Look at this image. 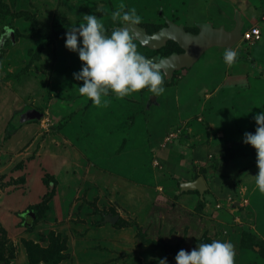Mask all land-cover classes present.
<instances>
[{"label": "rangeland", "instance_id": "rangeland-1", "mask_svg": "<svg viewBox=\"0 0 264 264\" xmlns=\"http://www.w3.org/2000/svg\"><path fill=\"white\" fill-rule=\"evenodd\" d=\"M133 6L139 25L112 19ZM91 13L107 34L127 23L152 59L166 54L136 26L234 28L238 15L242 31L263 36L231 47L232 65L228 47L212 46L192 65L162 67L163 93L110 91L96 105L79 93L73 73L84 62L65 45ZM4 26L13 32L0 43V264H177L180 249L213 239L233 243L234 264H264L257 151L243 141L264 111V0H0ZM32 107L44 115L22 120ZM200 175L203 195L182 188ZM33 203L47 206L35 223Z\"/></svg>", "mask_w": 264, "mask_h": 264}, {"label": "clouds", "instance_id": "clouds-1", "mask_svg": "<svg viewBox=\"0 0 264 264\" xmlns=\"http://www.w3.org/2000/svg\"><path fill=\"white\" fill-rule=\"evenodd\" d=\"M139 25L142 16L133 6L112 12V19ZM84 23L73 25L66 32L65 45L69 50L78 52L84 63L79 71L73 73L77 80L84 83L79 86V93L101 105L107 103L103 99L110 91L117 97H125L135 91L147 88L159 95L165 91L163 58L155 60L146 57L138 50L129 28L114 27L110 34L106 33L103 22L94 13L84 15ZM13 29L4 26L0 31V43L11 35ZM82 38V39H81ZM238 53L233 48H226L223 58L232 65ZM257 122L255 132L246 131L245 143H250L257 151L258 174L255 185L264 193V111L254 116ZM234 245L230 240L213 239L211 242H198L191 251L180 249L175 260L177 264H234ZM158 264H169L167 258H160Z\"/></svg>", "mask_w": 264, "mask_h": 264}, {"label": "water", "instance_id": "water-1", "mask_svg": "<svg viewBox=\"0 0 264 264\" xmlns=\"http://www.w3.org/2000/svg\"><path fill=\"white\" fill-rule=\"evenodd\" d=\"M237 17V24L232 30H228L225 27H215L209 22L201 23L200 30L197 33L187 30L184 25L172 22L154 33H148L140 26H136L135 29L143 41L155 47H161L168 39H173L182 46L183 51L155 56V60L163 58L165 61L163 67L166 71L171 72L175 68L192 65L206 49L213 45L234 46L242 38L243 23L238 15ZM43 115V111L32 107L22 113V120L37 119ZM181 186L183 189H196L203 195L204 190L207 188V183L204 176L200 175L194 180L182 181ZM118 218L119 214H105V219H109L112 222H116Z\"/></svg>", "mask_w": 264, "mask_h": 264}, {"label": "trees", "instance_id": "trees-1", "mask_svg": "<svg viewBox=\"0 0 264 264\" xmlns=\"http://www.w3.org/2000/svg\"><path fill=\"white\" fill-rule=\"evenodd\" d=\"M187 29H190V28H187ZM248 41V40H247ZM169 47L168 50H166V48ZM160 48H162L164 51L163 54H170L172 53L173 51H182L183 48L180 47L179 43L175 40H169L165 45L161 46ZM47 177H51V178H55L54 175H49L47 174L46 175ZM49 184V182H46ZM198 192V190H195ZM43 204H39V203H33V204H30L28 206V211H25L27 212V214L29 215V217H31V220L33 223L39 221L42 217H43V213L45 212V210L47 209V206H42ZM33 214H32V213ZM102 218L99 219L97 221L98 225H101L103 222H102Z\"/></svg>", "mask_w": 264, "mask_h": 264}, {"label": "built area", "instance_id": "built-area-1", "mask_svg": "<svg viewBox=\"0 0 264 264\" xmlns=\"http://www.w3.org/2000/svg\"><path fill=\"white\" fill-rule=\"evenodd\" d=\"M262 37V31L259 27H251L248 30L242 31V38L248 41H255Z\"/></svg>", "mask_w": 264, "mask_h": 264}, {"label": "crops", "instance_id": "crops-1", "mask_svg": "<svg viewBox=\"0 0 264 264\" xmlns=\"http://www.w3.org/2000/svg\"><path fill=\"white\" fill-rule=\"evenodd\" d=\"M242 23H243V22H242ZM211 24H212V23H211ZM212 25L215 26V27H223V26H216V25H214V24H212ZM185 28H186V27H185ZM225 28L228 29V30H232V29H233V28H227V27H225ZM187 30H188V29H187ZM199 30H200V29H199ZM199 30H198V31H193V32L197 33V32H199ZM190 31H192V30H190ZM261 31H262V29H261ZM262 33H263V32H262ZM262 36H263V34H262ZM165 44H166V43H165ZM236 44H237V43H236ZM236 44H235V45H236ZM179 45H180V44H179ZM213 46H217V45H213ZM218 46H224V45H218ZM180 47H182V46L180 45ZM211 47H212V46H211ZM224 47H227V46H224ZM232 47H233V46H232ZM209 48H210V47H209ZM209 48H208V49H209ZM228 48H231V47H228ZM206 50H207V49H206ZM206 50H205V51H206ZM182 51H183V50H182ZM205 51H204V52H205ZM173 52H180V51H173ZM173 52H172V53H173ZM204 52H203V53H204ZM203 53H202V55H203ZM170 54H171V53H170ZM166 55H169V54H166ZM202 55H201V56H202ZM201 56H200L197 60H199V59L201 58ZM197 60H196V61H197ZM196 61H195V62H196ZM195 62H194V63H195ZM194 63H193V64H194ZM204 178H205V177H204ZM205 180H206V179H205ZM206 183H207V180H206ZM207 186H208V184H207ZM195 190H196V189H195Z\"/></svg>", "mask_w": 264, "mask_h": 264}]
</instances>
